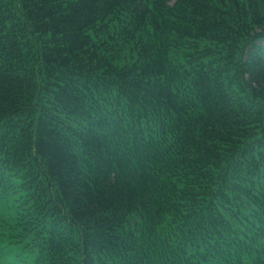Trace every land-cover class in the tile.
Instances as JSON below:
<instances>
[{"label": "trees", "instance_id": "trees-1", "mask_svg": "<svg viewBox=\"0 0 264 264\" xmlns=\"http://www.w3.org/2000/svg\"><path fill=\"white\" fill-rule=\"evenodd\" d=\"M0 264H264V0H0Z\"/></svg>", "mask_w": 264, "mask_h": 264}]
</instances>
